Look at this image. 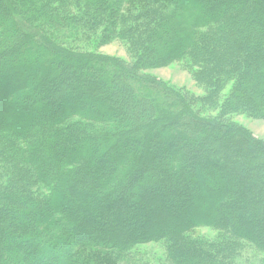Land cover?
Here are the masks:
<instances>
[{
	"label": "trees",
	"instance_id": "1",
	"mask_svg": "<svg viewBox=\"0 0 264 264\" xmlns=\"http://www.w3.org/2000/svg\"><path fill=\"white\" fill-rule=\"evenodd\" d=\"M113 38L130 61L87 48ZM175 60L203 94L145 72ZM234 113L264 118V0H0V264H233L241 241L264 264V140Z\"/></svg>",
	"mask_w": 264,
	"mask_h": 264
},
{
	"label": "rangeland",
	"instance_id": "2",
	"mask_svg": "<svg viewBox=\"0 0 264 264\" xmlns=\"http://www.w3.org/2000/svg\"><path fill=\"white\" fill-rule=\"evenodd\" d=\"M87 48L99 53L120 57L127 61L131 60L126 46L117 38L103 43L91 41ZM145 72L191 94L200 95L204 93L203 86L196 82L185 60H175L165 66L154 67ZM197 108L202 112L207 111V106L202 107L201 104ZM230 119L249 129L256 137L264 140V118L253 117L244 113H234L230 116ZM5 179H2V181H5ZM192 233L194 237L206 238L211 241L217 240L220 234L218 230L209 226L196 227ZM138 250L141 252L140 258L137 256L132 262L126 260L118 264H167V256L162 243H149L143 247H137ZM230 260L233 264H262L261 255L249 243L244 241H241V245H239ZM148 261L150 263H147Z\"/></svg>",
	"mask_w": 264,
	"mask_h": 264
}]
</instances>
